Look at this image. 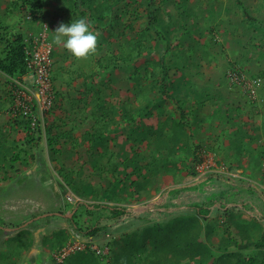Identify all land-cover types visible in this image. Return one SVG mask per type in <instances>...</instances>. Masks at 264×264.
Masks as SVG:
<instances>
[{
    "label": "rangeland",
    "instance_id": "1",
    "mask_svg": "<svg viewBox=\"0 0 264 264\" xmlns=\"http://www.w3.org/2000/svg\"><path fill=\"white\" fill-rule=\"evenodd\" d=\"M12 2L0 0V52L7 37L31 38L47 25L54 80L42 105L30 74L0 73V264H65L50 247L59 231L67 236L62 250L93 251L98 264H113L126 254V235L194 216L195 204L210 208V245L226 239L228 253L249 255L243 245L252 222L264 233V201L249 184L261 181L264 168V0H153L148 11L146 0H124L104 14V32L91 29L97 48L81 59L54 42L55 29L72 20V0H45L39 24L20 4L6 12ZM162 53L169 93L183 103L192 139L187 127L172 137L179 112L160 94ZM112 57L130 59L97 67ZM230 69L260 79L255 100L230 81ZM79 71L95 76L84 82L75 78ZM28 120L27 132L21 124ZM100 130L108 131L104 141L77 144ZM193 150L201 160L195 167ZM84 204L121 206L132 215L111 220L108 211L87 214ZM47 213L61 216L36 218ZM74 224L99 231L85 236ZM211 253L193 264H211L219 255Z\"/></svg>",
    "mask_w": 264,
    "mask_h": 264
},
{
    "label": "trees",
    "instance_id": "2",
    "mask_svg": "<svg viewBox=\"0 0 264 264\" xmlns=\"http://www.w3.org/2000/svg\"><path fill=\"white\" fill-rule=\"evenodd\" d=\"M124 0H100L96 5H91L87 3L84 5L83 0H72V7L74 12L72 14V20H76L79 18H85L90 28L96 33L104 32L106 26H100V23L104 21L105 13H111L117 5H119ZM147 1V11L153 5V0ZM20 4L21 10H26L28 16L30 18L31 24H39L45 20V16L43 13V8L45 5V0H13V2L7 7L6 12L11 13V9L14 7H18ZM93 6V7H92ZM94 12V15L92 14ZM244 12V10H243ZM246 18L250 21H253L250 17L244 13ZM112 21V17L109 19L108 23ZM107 23V24H108ZM149 25L154 30L156 34H159L157 29L155 28V18L149 17ZM41 28L34 34V36H30L31 38L22 36L20 34H13L14 39L10 40L8 37L6 39V45L3 50L0 52V73L9 77L19 79L26 74L30 73L27 66V61L29 60V56L26 53V50H31L34 43L33 38L38 37L41 33ZM47 32V41L51 45V54L50 59L54 57V49L53 42L49 34V28L46 25ZM11 34V33H10ZM101 35V34H99ZM168 45L166 43V50H168ZM142 45L140 43L137 44L136 56H140L142 54ZM4 52V54H3ZM130 57H112L106 59H100L96 61L97 67L99 69H111L116 68L118 63H123L129 60ZM165 61V53H162L160 59L158 61V66L160 68V74L162 75L160 80V94L163 98L170 100L176 107L179 112V121L170 122V127L173 129L172 137H174V133H182L184 127L188 128V138L192 139V130L188 126L187 120L188 116L186 112L183 110V103L180 100L175 99L169 93V83H168V74L167 69L164 64ZM231 72L238 73L237 69H230ZM50 81L54 80V75L50 69ZM240 75V74H239ZM95 76V73L92 71L90 75L85 74L83 71H79L76 75V79H83L84 82L88 81L92 77ZM257 77H254L255 79ZM102 110H106L104 107H100ZM141 111V109H139ZM144 112L141 111L142 114ZM168 124V123H167ZM23 129L27 132L30 131V121L23 122L21 124ZM103 129V128H101ZM107 131V130H106ZM105 130L96 131L95 133L86 132L82 139H80V143H77L79 146L83 144L85 141L91 142L93 144L100 143L104 141L103 134L106 132ZM49 133V130H47ZM108 132V131H107ZM30 135L27 138V142H31ZM194 144V143H193ZM74 146H77L76 144ZM193 166L197 165L201 162L199 158L196 157L195 152L193 150ZM18 157L14 156L12 161L17 160ZM192 166V173L193 172ZM114 169H117L118 166L114 165ZM77 192V191H76ZM105 194V195H104ZM104 195L107 200L111 199L107 196V192ZM78 195H82L78 193ZM87 214H95L99 211H108L110 217L108 219L114 220L119 219L125 216H131L132 212L127 210L121 206H106L103 204H92V205H83ZM195 210V215L193 216H183L177 217L168 221L167 223H157L155 225H146L141 229V231H134L130 234L126 235L124 238V243L128 245L121 250H124V256L116 257L114 259L113 264H193V262L198 263L201 262L204 256H210L213 251L219 253L217 258L213 260L211 264H264V233H256L257 224L252 222V226L254 229L247 230L245 232V240H244V249L251 250V253L247 256L241 255L237 252L231 254L227 252L226 243L229 242L222 239L217 245H210L207 242L208 236L212 232V228L207 222V217L210 214V208L205 205H193L191 207ZM76 214H73L69 219L72 221ZM198 220H200L198 222ZM202 222V223H201ZM76 231L85 236H95V234L99 231V228L94 226L91 228H87L81 230L78 228L76 224L73 225ZM53 243L51 244L52 249H58V252L62 250L66 246L67 236L64 232H57L53 235ZM254 238V241L251 239ZM116 246L115 242L112 246ZM123 252V251H122ZM63 263L65 264H98L97 256H95V252L89 250L77 251L74 253H70L63 259Z\"/></svg>",
    "mask_w": 264,
    "mask_h": 264
},
{
    "label": "built area",
    "instance_id": "3",
    "mask_svg": "<svg viewBox=\"0 0 264 264\" xmlns=\"http://www.w3.org/2000/svg\"><path fill=\"white\" fill-rule=\"evenodd\" d=\"M33 47L31 50H26L29 60L27 61V66L29 74L33 78V87L40 98L42 105L45 104L48 99V94L50 90V54L51 45L47 41L46 25L43 27L42 32L33 39ZM230 81L235 84H240L245 87L247 95L252 100L257 97V91L260 88L261 81L259 78L255 79H245L242 75L238 73L229 72L228 74ZM250 186L258 193L264 197V168L261 175V181L251 180ZM69 254V251L63 249L56 256L58 262H62L63 259Z\"/></svg>",
    "mask_w": 264,
    "mask_h": 264
},
{
    "label": "clouds",
    "instance_id": "4",
    "mask_svg": "<svg viewBox=\"0 0 264 264\" xmlns=\"http://www.w3.org/2000/svg\"><path fill=\"white\" fill-rule=\"evenodd\" d=\"M53 33L54 42L77 59L86 58L96 51L97 35L85 18L71 20L68 24L61 23Z\"/></svg>",
    "mask_w": 264,
    "mask_h": 264
},
{
    "label": "water",
    "instance_id": "5",
    "mask_svg": "<svg viewBox=\"0 0 264 264\" xmlns=\"http://www.w3.org/2000/svg\"><path fill=\"white\" fill-rule=\"evenodd\" d=\"M51 215H54V216H61V214H59V213H47V214L41 215V216L36 217V218H41V217L43 218V217L51 216ZM70 217H71V214L69 215L68 218H70Z\"/></svg>",
    "mask_w": 264,
    "mask_h": 264
},
{
    "label": "crops",
    "instance_id": "6",
    "mask_svg": "<svg viewBox=\"0 0 264 264\" xmlns=\"http://www.w3.org/2000/svg\"><path fill=\"white\" fill-rule=\"evenodd\" d=\"M261 93H262V92H260V96H261ZM263 93H264V91H263ZM263 96H264V94L262 95V97H263ZM262 99H263V98H262ZM245 187H246V186H245ZM258 194H259V195H258ZM257 195L260 196V197H262V198H263V201H264V197H263L260 193L257 192Z\"/></svg>",
    "mask_w": 264,
    "mask_h": 264
}]
</instances>
